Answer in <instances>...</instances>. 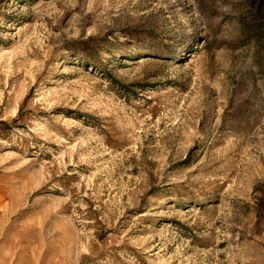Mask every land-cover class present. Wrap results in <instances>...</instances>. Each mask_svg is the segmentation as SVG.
<instances>
[{"label": "rangeland", "instance_id": "374dc122", "mask_svg": "<svg viewBox=\"0 0 264 264\" xmlns=\"http://www.w3.org/2000/svg\"><path fill=\"white\" fill-rule=\"evenodd\" d=\"M0 264H264V0H0Z\"/></svg>", "mask_w": 264, "mask_h": 264}]
</instances>
